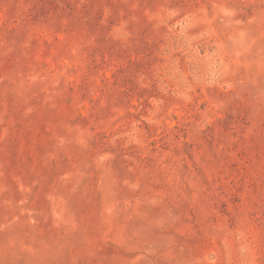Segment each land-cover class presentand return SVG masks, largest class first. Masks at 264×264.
<instances>
[{
	"label": "rangeland",
	"instance_id": "1",
	"mask_svg": "<svg viewBox=\"0 0 264 264\" xmlns=\"http://www.w3.org/2000/svg\"><path fill=\"white\" fill-rule=\"evenodd\" d=\"M0 264H264V0H0Z\"/></svg>",
	"mask_w": 264,
	"mask_h": 264
}]
</instances>
